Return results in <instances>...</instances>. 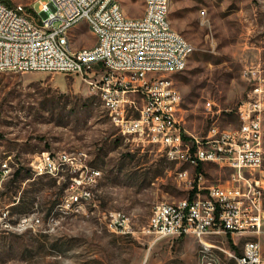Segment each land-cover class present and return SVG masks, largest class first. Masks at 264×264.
Wrapping results in <instances>:
<instances>
[{
  "label": "rangeland",
  "instance_id": "rangeland-1",
  "mask_svg": "<svg viewBox=\"0 0 264 264\" xmlns=\"http://www.w3.org/2000/svg\"><path fill=\"white\" fill-rule=\"evenodd\" d=\"M1 1L27 7L35 2ZM117 1L126 16L141 15L145 6L144 0ZM168 19L192 46L185 68L165 74L181 96V128L196 137L212 125L232 134L239 125L236 108L250 90L242 70L252 64L264 69V0H170ZM69 38L73 48L95 41L84 22L70 30ZM89 79L60 72H0V170L9 164L13 171L22 168L0 186V211L8 212L11 224L35 214L42 222L34 230L0 231V264H236L251 238L155 239L142 230L157 202L191 197L189 182L195 187L198 181L230 184L231 169L178 164L156 145L126 138ZM42 151L69 152L78 163L100 171L89 186L92 201L77 213L63 214L59 208L71 182L69 171L58 178L31 172L29 163ZM247 176L264 188V153L262 170ZM116 213L129 216L132 232L109 225Z\"/></svg>",
  "mask_w": 264,
  "mask_h": 264
},
{
  "label": "built area",
  "instance_id": "built-area-1",
  "mask_svg": "<svg viewBox=\"0 0 264 264\" xmlns=\"http://www.w3.org/2000/svg\"><path fill=\"white\" fill-rule=\"evenodd\" d=\"M34 4L0 0V72L88 77L106 102L112 123L126 138L156 145L161 155L178 164L197 168L213 163L231 169L230 184L203 186L198 181L195 187L189 182L191 197L157 202L142 230L155 239L248 237L236 264H264V188L247 176L260 172L263 164L264 69L252 64L242 70L250 90L236 108L239 125L232 128V135H223L222 128L212 125L203 137H196L181 128L177 120L181 96L165 76L183 70L192 52L191 44L169 25L170 2L147 0L135 17L124 15L115 0H35ZM80 22L95 36L91 47L71 45L69 25ZM205 106L210 109L211 102ZM29 164L33 175L72 174L59 204L63 214L77 213L92 201L89 186L100 171L78 163L71 153L42 151ZM40 166H51V173L41 174ZM12 173L10 164L0 170V186ZM186 174V169L179 172ZM7 213L0 211L2 232L34 230L42 224L36 214L11 224ZM109 225L132 232L129 216L123 213L114 214Z\"/></svg>",
  "mask_w": 264,
  "mask_h": 264
},
{
  "label": "bare ground",
  "instance_id": "bare-ground-1",
  "mask_svg": "<svg viewBox=\"0 0 264 264\" xmlns=\"http://www.w3.org/2000/svg\"><path fill=\"white\" fill-rule=\"evenodd\" d=\"M165 2H170V0H163ZM145 2V6H147V0H144ZM115 7L116 8H120V10H122V13L125 15L124 11H123V8H122V5L117 1L115 0ZM170 25V23H169ZM76 25H69V33H70V30L75 27ZM106 104V102H104ZM108 108V106H106ZM223 133V132H222ZM124 135V134H123ZM226 135H232V134H226ZM40 173L41 174H47V173H51V166H40ZM100 176V175H99Z\"/></svg>",
  "mask_w": 264,
  "mask_h": 264
},
{
  "label": "trees",
  "instance_id": "trees-1",
  "mask_svg": "<svg viewBox=\"0 0 264 264\" xmlns=\"http://www.w3.org/2000/svg\"><path fill=\"white\" fill-rule=\"evenodd\" d=\"M6 4H9V3L6 2ZM197 169H199V167H197ZM21 170H22V168H20V167L15 168L14 171H13V173H12L11 178H13V180H14L16 177H18L19 174H20V172H21ZM192 195H193V191L190 192V196H192Z\"/></svg>",
  "mask_w": 264,
  "mask_h": 264
},
{
  "label": "crops",
  "instance_id": "crops-1",
  "mask_svg": "<svg viewBox=\"0 0 264 264\" xmlns=\"http://www.w3.org/2000/svg\"><path fill=\"white\" fill-rule=\"evenodd\" d=\"M246 173V172H245Z\"/></svg>",
  "mask_w": 264,
  "mask_h": 264
}]
</instances>
